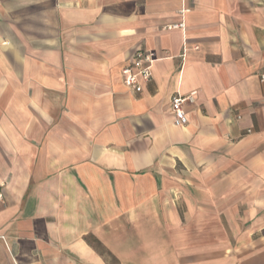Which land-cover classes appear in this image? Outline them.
I'll return each mask as SVG.
<instances>
[{
  "label": "crops",
  "instance_id": "0c3cea01",
  "mask_svg": "<svg viewBox=\"0 0 264 264\" xmlns=\"http://www.w3.org/2000/svg\"><path fill=\"white\" fill-rule=\"evenodd\" d=\"M263 70L264 0H0V264H264Z\"/></svg>",
  "mask_w": 264,
  "mask_h": 264
},
{
  "label": "built area",
  "instance_id": "2783aa9c",
  "mask_svg": "<svg viewBox=\"0 0 264 264\" xmlns=\"http://www.w3.org/2000/svg\"><path fill=\"white\" fill-rule=\"evenodd\" d=\"M157 60L156 54L144 47H139L130 57L129 63L123 68V83L131 91L140 93L143 90L144 83L152 80L153 67ZM260 81L264 83V70L259 73ZM192 94L183 95L176 93L171 99V109L174 117V123L184 126L188 123L189 117L186 110V104L193 102ZM2 186V185H1ZM3 193L0 191V201Z\"/></svg>",
  "mask_w": 264,
  "mask_h": 264
}]
</instances>
